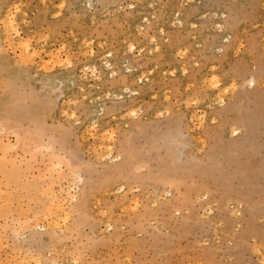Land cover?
Wrapping results in <instances>:
<instances>
[{
    "label": "rangeland",
    "instance_id": "1",
    "mask_svg": "<svg viewBox=\"0 0 264 264\" xmlns=\"http://www.w3.org/2000/svg\"><path fill=\"white\" fill-rule=\"evenodd\" d=\"M0 264H264V0H0Z\"/></svg>",
    "mask_w": 264,
    "mask_h": 264
},
{
    "label": "bare ground",
    "instance_id": "2",
    "mask_svg": "<svg viewBox=\"0 0 264 264\" xmlns=\"http://www.w3.org/2000/svg\"><path fill=\"white\" fill-rule=\"evenodd\" d=\"M7 15V14H6ZM8 19L6 20V19H4L5 20V22H7L6 23V28H5V35H7V38H6V40H9V38L15 33V28H14V26H15V19H14V16L12 15V13L11 14H9L8 13ZM6 17V16H5ZM107 64H108V66H110V67H112V62L111 61H107ZM224 97H220L219 99H220V101L222 102V101H224V99H223ZM108 131V130H107ZM96 133V132H95ZM106 134H107V132H106ZM111 134V133H110ZM108 135V134H107ZM103 136V135H102ZM112 137L113 136H111L110 137V140L112 139ZM106 139H107V137H106ZM104 140V139H103ZM103 140H101L100 141V144H103ZM109 141V140H108ZM106 142V141H105ZM99 144V145H100ZM97 147V146H96ZM94 148H95V146H94ZM102 148V147H101ZM113 148V145L111 144V143H109L108 144V150L110 151L109 152V154L111 155V152H112V149ZM104 148H102L101 150H103ZM107 150V151H108ZM97 151V150H96ZM95 151V152H96ZM98 151H100V150H98ZM97 153H99V152H97ZM105 153V152H104ZM103 153V154H104ZM108 152H106V154H107ZM113 154V153H112ZM78 195L77 194H75V195H72V198H76ZM60 202V201H59ZM62 204H64L63 202H62ZM62 204L60 205L61 207H62ZM63 207H64V205H63ZM63 209V211L65 212V216H66V219H68V216H69V213H70V211L69 210H67L66 208L64 209V208H62ZM60 210V209H59ZM57 212V211H56ZM60 215V214H59ZM70 217V216H69ZM54 219H56V218H54ZM58 220V219H57ZM57 220H53V221H55L56 223L57 222H59V221H57ZM54 222V223H55ZM55 223V224H56ZM53 224V223H52ZM56 225H58V224H56ZM56 225H54V227L56 226ZM53 226V225H52Z\"/></svg>",
    "mask_w": 264,
    "mask_h": 264
}]
</instances>
